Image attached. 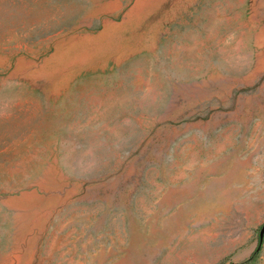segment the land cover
<instances>
[{
    "label": "rangeland",
    "instance_id": "1",
    "mask_svg": "<svg viewBox=\"0 0 264 264\" xmlns=\"http://www.w3.org/2000/svg\"><path fill=\"white\" fill-rule=\"evenodd\" d=\"M263 223L264 0H0V264H264Z\"/></svg>",
    "mask_w": 264,
    "mask_h": 264
},
{
    "label": "water",
    "instance_id": "2",
    "mask_svg": "<svg viewBox=\"0 0 264 264\" xmlns=\"http://www.w3.org/2000/svg\"><path fill=\"white\" fill-rule=\"evenodd\" d=\"M263 235H264V223L259 229L258 240L253 245H251L247 250L243 251L240 255H238L237 258L243 259L244 257L249 256L257 246L258 242L263 238Z\"/></svg>",
    "mask_w": 264,
    "mask_h": 264
},
{
    "label": "trees",
    "instance_id": "3",
    "mask_svg": "<svg viewBox=\"0 0 264 264\" xmlns=\"http://www.w3.org/2000/svg\"><path fill=\"white\" fill-rule=\"evenodd\" d=\"M252 259H254V256L252 257ZM252 262V261H251Z\"/></svg>",
    "mask_w": 264,
    "mask_h": 264
}]
</instances>
